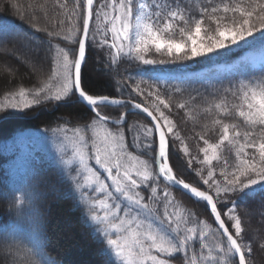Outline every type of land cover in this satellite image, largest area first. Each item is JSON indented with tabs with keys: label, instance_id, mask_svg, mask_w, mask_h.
<instances>
[{
	"label": "snow or ice",
	"instance_id": "snow-or-ice-1",
	"mask_svg": "<svg viewBox=\"0 0 264 264\" xmlns=\"http://www.w3.org/2000/svg\"><path fill=\"white\" fill-rule=\"evenodd\" d=\"M48 3L33 0L27 10L35 19L32 10L39 8L47 18ZM54 3L62 11L51 28L30 22L25 29L0 20V54H11L40 73L31 87L21 83L4 94L0 120L13 110L49 103H83L92 113L78 126L52 129L58 155L50 165L55 169L51 195L70 199L80 210L101 245L104 264H253V244L264 249V233L246 229L238 205L259 198L264 207V0ZM11 6L23 20L25 7L17 0ZM39 33L44 35L37 42ZM90 49L104 53L97 63L107 66L102 70L110 78L120 75L121 64L134 68L135 77L117 81L128 90L127 98L85 90L82 66ZM237 56L228 65L230 86L213 88L218 99L207 102L199 90L181 86L167 97L161 91L166 81L186 85L199 79L193 65H210L211 73L218 62ZM257 71L259 77L253 75ZM0 74L14 77L16 69L2 63ZM185 91L186 99L173 101L171 93ZM198 98L206 102L202 111L212 114L218 135L210 142L207 124L205 133L197 134L202 158L193 155L170 115L182 109L196 120ZM107 106L118 113L104 114ZM132 109L146 113L151 125L129 123ZM3 148L25 174L5 185L12 217L0 226V255L6 264H62L48 250L49 218L38 204L45 193L34 182L37 154L23 131ZM226 148L234 153L231 161ZM175 153L183 154L201 187L177 175L170 163ZM174 187L202 202L212 223L183 206Z\"/></svg>",
	"mask_w": 264,
	"mask_h": 264
},
{
	"label": "trees",
	"instance_id": "trees-1",
	"mask_svg": "<svg viewBox=\"0 0 264 264\" xmlns=\"http://www.w3.org/2000/svg\"><path fill=\"white\" fill-rule=\"evenodd\" d=\"M36 2H43V0H36ZM71 3V0H69ZM17 3L24 6L26 12L23 14L24 19L20 18L17 10L11 6L12 0H0V20L7 23H13L22 26L25 29L30 22H38L41 26L52 27L56 21L61 18L59 13L61 9L55 6L54 0H49L47 6V18L39 8H35L34 16L29 14L27 5L33 3V0H17ZM58 27V25H56ZM43 33L34 36L38 42ZM10 47V46H9ZM104 53L95 50H89L87 63L82 68V81L86 91L90 94H103L110 97L120 98L121 93L127 98V89L121 88L117 81L125 82L129 76H136L134 68L127 64L120 65V75L110 78L102 70L107 66L102 63H97L102 60ZM238 56L228 61L218 62V66L210 73L208 69L210 65H193L191 72L199 79L189 81L186 85L181 84L180 81H166L160 85L161 91L164 92L165 97L170 93V90L175 86L185 87L189 91L197 89L205 97L207 102H211L219 97H214L211 93L213 88L222 89L230 86V77L228 73L231 68L228 66L235 63ZM6 63L9 67L16 69L15 76L7 74H0V99L8 91L15 90L19 84L26 87H31L37 82V77L40 73H34L29 66L21 64L16 57L11 54H0V64ZM254 76L259 77L260 73L254 72ZM168 89L169 91H165ZM195 94L194 92L192 93ZM173 101L178 102L184 100L188 96V91L183 94L171 93ZM137 102H143L142 98H137ZM201 107L197 109L196 120L188 119L185 111L180 109H173L170 113L172 118L177 122L181 135L185 137L190 150L193 155H198L202 158V153L199 148L203 147V142L198 140L197 134H204V125H208L209 129L206 138L210 142L215 143L218 139L217 130L212 129L211 120L212 114L202 111L207 104L201 98L196 101ZM104 114L116 115L118 110L107 106L101 109ZM92 116L91 111L83 103L71 102L61 104L59 106L54 103H49L44 106H36L32 110L21 112L13 110L7 117L0 120V226L4 222L9 221L12 217V209L9 208L11 203L10 194L6 198L3 192L5 185H8L12 180L19 179L24 176L25 170L22 165L16 164L13 166L12 158L4 152V144L11 140V138L23 131L28 138V143L31 149L38 156L39 174L35 177V184L38 190L45 193V196L38 201L40 210L44 212L49 218L48 232L50 236L49 252L60 259L62 264H104L105 257L100 255L101 245L92 235L91 229L86 225L82 219L79 209H75L72 201L67 198L57 196L58 201L53 202L51 195V183L55 177V169L50 167L57 158V134L52 131L57 127L67 126L69 128L78 126L84 120ZM70 121V123H67ZM129 123L136 121L141 124L151 125L149 118L141 113H131L128 116ZM55 141L56 144H52ZM225 155L231 161L234 158V153L225 150ZM170 163L173 166L177 175L191 184L201 187L198 183V178L195 173L188 169L182 153H175L170 155ZM215 164V162H214ZM199 167L194 164L193 168ZM163 185V181L161 182ZM171 191L176 195L177 199L182 202V205L192 209L201 219H206L212 223L208 215V210L203 203L196 202L190 195L182 192L178 188H172ZM238 211L242 215V220L246 221V229L250 232L264 233V207H261L259 198L256 201H249L247 204L238 205ZM247 211L249 215L245 216ZM10 259V258H9ZM253 264H264V249L259 247L258 243L253 244V255L251 257ZM0 264H6V259L0 255ZM174 264H179V260Z\"/></svg>",
	"mask_w": 264,
	"mask_h": 264
},
{
	"label": "water",
	"instance_id": "water-1",
	"mask_svg": "<svg viewBox=\"0 0 264 264\" xmlns=\"http://www.w3.org/2000/svg\"><path fill=\"white\" fill-rule=\"evenodd\" d=\"M82 68H83V66H82ZM115 98H117V97H115ZM132 112H138V113H141V114H143L144 116H146L147 118H149V119L151 120V118L148 117L146 113H143V112H141L140 110L132 109ZM196 187H197V186H196ZM202 190H203V189H202ZM184 192H186V191H184ZM186 193H187V192H186Z\"/></svg>",
	"mask_w": 264,
	"mask_h": 264
},
{
	"label": "rangeland",
	"instance_id": "rangeland-1",
	"mask_svg": "<svg viewBox=\"0 0 264 264\" xmlns=\"http://www.w3.org/2000/svg\"><path fill=\"white\" fill-rule=\"evenodd\" d=\"M51 143L52 144H56V142L55 141H51ZM56 146H57V144H56ZM51 190V189H50ZM59 199L57 198V197H55L54 199H53V202H55V201H58Z\"/></svg>",
	"mask_w": 264,
	"mask_h": 264
}]
</instances>
